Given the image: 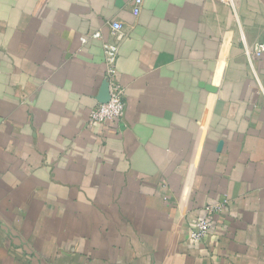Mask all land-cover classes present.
Returning a JSON list of instances; mask_svg holds the SVG:
<instances>
[{"label":"crops","instance_id":"0c3cea01","mask_svg":"<svg viewBox=\"0 0 264 264\" xmlns=\"http://www.w3.org/2000/svg\"><path fill=\"white\" fill-rule=\"evenodd\" d=\"M134 5L0 0V264H264V0ZM113 20L119 127L89 122L107 66L81 40Z\"/></svg>","mask_w":264,"mask_h":264},{"label":"built area","instance_id":"2783aa9c","mask_svg":"<svg viewBox=\"0 0 264 264\" xmlns=\"http://www.w3.org/2000/svg\"><path fill=\"white\" fill-rule=\"evenodd\" d=\"M230 5H235V0H221ZM143 0H135L134 13L141 12ZM112 39H106L102 31H94L81 37L83 42L88 38L102 39L106 60L105 80L108 83L109 98L106 101H99L90 111L89 122L91 124H102L119 127L126 110V89L119 77L118 61L120 56V41L125 36L124 26L120 20H113L110 23ZM244 49L247 56L252 58L264 57V40L249 44L244 38ZM229 204L226 199L220 204H213L206 207L207 215L199 218L193 226L191 238L195 242L203 241L211 232L213 224L210 215L219 213Z\"/></svg>","mask_w":264,"mask_h":264},{"label":"water","instance_id":"95a60500","mask_svg":"<svg viewBox=\"0 0 264 264\" xmlns=\"http://www.w3.org/2000/svg\"><path fill=\"white\" fill-rule=\"evenodd\" d=\"M106 89L104 90V94H103V96H102V99H100V101H106V100H108V98H109V88H108V83L106 82V87H105Z\"/></svg>","mask_w":264,"mask_h":264}]
</instances>
